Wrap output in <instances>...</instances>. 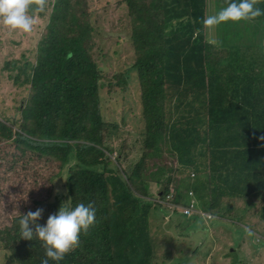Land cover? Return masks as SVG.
<instances>
[{"label": "trees", "instance_id": "1", "mask_svg": "<svg viewBox=\"0 0 264 264\" xmlns=\"http://www.w3.org/2000/svg\"><path fill=\"white\" fill-rule=\"evenodd\" d=\"M83 1L59 0L51 4L44 0L43 10L33 12L32 0L29 14L49 23L51 17L50 26H46L49 32L37 45L34 64L25 62L15 67L17 71L0 73V94H4L0 109V167L5 165L8 178L18 179L32 163L40 165L43 161L59 163L66 169L72 155L60 141L69 134L81 132L82 136L71 140L87 143L68 145L78 147L81 155L75 172H66L67 181L58 183L61 191L56 195L52 194L53 186L39 187L41 199L30 209L50 210L56 202L69 197L73 204L91 202L96 209V226L83 235L81 245L65 254L60 264H174L171 255L157 254L166 244L151 237L150 225L134 222L126 228L121 216L131 206L122 199L112 200L119 188L121 195L140 201L137 195H146L145 165L174 148L184 177L174 186V203L194 200L197 209L213 214L219 199L244 201L245 205L239 207L246 210V202L256 209L254 203L258 201V214L264 224L263 55L257 50L245 51H253L246 66L241 50L235 49L232 60L236 61L229 65L228 76L223 77V69L211 65L213 47L201 23L208 14L209 0H119L127 11L136 13L134 25L130 18L128 25L135 34L138 56L130 71L137 74L140 82L139 135H145L143 158L125 170L123 153L112 147L121 130L107 120L110 114L104 116L102 112L106 101L101 94L106 84L102 81L103 68L91 49L93 33L98 30L91 25L88 14L78 10ZM211 1L224 5L227 2ZM257 6L264 10V0ZM256 21L264 22V16ZM231 25L234 23L227 22L220 27ZM117 106L122 116L125 108L121 100ZM173 108L180 112L179 117L170 118ZM198 168L195 179L186 181V172ZM162 172L160 169L158 175ZM166 184H172V180H166ZM17 188L18 182L12 183L0 196L4 194V200L10 202ZM223 206L225 216L231 208L235 219H239L238 205ZM137 207L128 212L144 215L155 210L148 203ZM172 217L185 221L179 213ZM17 221L5 230L6 249L23 247L19 262L11 263L40 264L45 258L43 247L34 241L35 237L19 238ZM190 221L203 229L201 215H194ZM239 224L242 226L238 221L229 223L233 231V246L227 254L233 257L230 264H244L236 262V251L245 232L255 240V232ZM210 250L205 252V259Z\"/></svg>", "mask_w": 264, "mask_h": 264}, {"label": "rangeland", "instance_id": "2", "mask_svg": "<svg viewBox=\"0 0 264 264\" xmlns=\"http://www.w3.org/2000/svg\"><path fill=\"white\" fill-rule=\"evenodd\" d=\"M59 0H46L47 3L53 4ZM263 0H257V5ZM222 6V5H221ZM80 12L88 14L91 25L97 28V32L93 33V41L91 44L92 55L96 59L100 68H103L102 81L105 85L101 98L106 101V105L102 112L105 115L110 114L111 117L107 118L109 122L118 123L121 132L119 139L112 142L114 149L123 151V156L127 157V163L124 167L136 164L142 155L140 145L143 147V136L140 137L139 131L142 129L140 120V110L142 109L141 102V87L138 76L134 71H130L137 61V54L135 51L134 32L129 29L128 25L131 19L132 26L136 18V13L132 14L127 11L126 5L119 0H84L78 6ZM52 11H49L51 15ZM30 15V14H29ZM52 16V15H51ZM49 21L35 20L32 33H23L20 31H13L8 27L0 24V73L2 74L7 70L11 72L17 71L16 66H22L25 62L34 64L36 60V48L41 40L49 32L46 27ZM130 18V19H129ZM81 19L84 16L81 15ZM229 23H233L229 21ZM40 24V26H38ZM241 26L231 25L230 28H221L217 26L212 28L207 35V41L212 45L213 50L210 53V60L212 64L218 69H223L221 76L226 77L229 65L233 64L232 60L235 50H241L242 56L245 58V64L248 66V61L253 54V51L245 53L249 50H257L264 57V24L259 23H242ZM36 28V29H34ZM81 33V32H80ZM107 36L108 39H107ZM213 40V42L210 41ZM249 47H255L249 49ZM258 70V67H257ZM4 94H0V109L3 102ZM121 100L122 107L125 108V113L121 116L118 101ZM21 105V104H20ZM116 105V106H114ZM179 116V112L173 110L172 118ZM66 140H61L60 143L68 144L71 142V137L67 136ZM55 142V138L52 139ZM116 157V156H115ZM5 165L0 167V193L7 188L11 187L12 183L18 182L17 191L12 196V200L7 202L4 200L3 195L0 196V264L10 263V258L19 252V259L21 257V249L6 250L5 247V229L11 226L16 216H20L28 211V209L35 206V202L41 197L37 194V189L41 186H51L60 181L66 182V172L72 171V164H68L66 169H63L58 163H46L43 161L40 165L32 164L25 171H22L19 178H8L4 174ZM38 172L41 179H35L34 174ZM146 175L155 176L158 179L164 178L165 175H157L155 173V164L148 162V168L145 169ZM145 186L148 187V180L145 181ZM160 185L152 183L149 186V194L142 201L134 203L125 198L127 206L136 207L144 205L146 202L154 203L155 196L159 193ZM219 205H231L235 207L238 205L236 214H241L239 219H235L234 211L230 208L227 216H225L224 206L216 213L219 217L218 221L206 220V231L204 232L209 238L207 243L202 236L203 232L193 230L195 224L189 227L188 222L179 223L172 220L169 216L173 211V206L164 205V214L167 220L164 222L163 217L156 220L153 224V231L151 236L155 239L161 240L166 232L171 229V224L176 227V232L172 239L168 242L170 246H164L163 249L157 253L164 257L171 255L170 261L174 264L187 262V264H230L233 261L232 256H227L230 248L233 246V231L229 227L231 221H238L240 228L252 230L254 232L263 233V227L258 209L251 208V202H246V209L239 207L244 206V201H230L226 199H219ZM253 206V205H252ZM180 211L179 208H177ZM245 211V212H244ZM181 212V211H180ZM160 228L167 225L166 231L161 234L157 231V225L161 224ZM171 223V224H170ZM127 224V222H125ZM113 225L115 222L113 221ZM146 225H150V221H146ZM149 228H146L148 230ZM193 230V231H192ZM192 231V232H191ZM191 232L189 240L187 235ZM246 236L238 247V258L236 262L244 264H264L259 260L257 248L254 246L252 236L245 232ZM188 242V245H187ZM206 243V244H205ZM205 244V245H204ZM187 245V247H186ZM204 245V246H203ZM185 247L192 251V255L185 253ZM173 249V250H172ZM208 249H211L207 258H202V254ZM199 250V251H198ZM185 251V252H183ZM17 259V258H16ZM18 263V261H15Z\"/></svg>", "mask_w": 264, "mask_h": 264}, {"label": "clouds", "instance_id": "3", "mask_svg": "<svg viewBox=\"0 0 264 264\" xmlns=\"http://www.w3.org/2000/svg\"><path fill=\"white\" fill-rule=\"evenodd\" d=\"M30 7H32V0H0V24L8 27L13 31H22L24 33L31 32L35 20L33 15H29L28 10ZM43 8H44V0H35V7L33 8V12L41 11L43 10ZM259 16L261 17L264 16V10H262L260 7L257 6V0H227L225 6L220 8L214 14L205 15L202 18L201 23L207 29L220 25L222 23H227L229 21L231 22L251 21ZM206 39H207V30H206ZM231 50H235V49H231ZM173 110L176 109L175 108L172 109V114H173ZM111 124H118V123H111ZM119 129H120V125H119ZM82 135L83 133L76 132L74 134H69V137H79ZM141 136H143L144 141H143V147H141L140 145V150L142 152L140 160L144 156V142H145V135L142 134L140 135V137ZM117 139H119V135L115 140ZM82 144L87 145V143L84 141H74V140H71V142L66 144L68 147L67 153L70 152L72 155V157L68 159L67 163L73 165L72 170L74 172L78 165L79 158L81 155L79 156V154L77 153L79 150L78 147L71 148L68 145L75 146ZM117 152H123V151L117 150ZM115 156L117 157V153L114 155V158H116ZM124 159H126V162L123 163V169L125 170H128L129 167L135 166L140 161L139 160L136 164L130 165L127 168H125L124 164L127 163V157L125 155H124ZM46 163H54V162L46 161ZM151 163L155 164V173L157 175L160 169L163 170L161 175H165V177L161 179H158L155 176L146 175L144 171L146 168H148V165H145L143 170L145 181L148 180V187H146V195L149 194L150 184L157 183L161 187L159 189V193H157V195L155 196L156 201L154 203L146 202L150 204V206H154L155 210L151 209L149 213H146L144 215L143 214L138 215L134 211L128 212V210H132L133 208L134 209L138 208L135 205L131 206L130 209L124 212V214L121 216V221L124 224V226L126 228H130L132 223L134 222L142 223L144 221L146 223V221H150V231L152 233L153 224L155 223L156 220L160 219V217H163L164 222L167 220L166 214H164L163 211L164 205H168V206L171 205L174 208L169 215L171 219L173 220L172 214L174 213L181 214L182 217H184L185 221L188 222V225L186 227H189L190 225L192 226L194 224L190 221L194 215L199 214L203 217L204 220L203 229L199 230L195 226L193 230L196 229L202 231L203 232L202 236L205 238L207 243V239L209 237L204 233L206 231V220L218 221L217 223H219L220 219L219 217L216 216V213L219 210H221L223 205H219L216 202L214 213L210 214L197 209L194 200L189 201L187 204L174 203V198L176 196V191L174 186L176 183H181L182 180L184 179V177L180 175V171H182V168L179 166L178 163L176 148L168 152H164L163 158L161 159L155 158L153 159V161H151ZM32 164H36V163H32ZM200 168L196 169L195 171L186 172V181H191L195 179L197 175V171ZM36 173L38 172H35V174ZM35 174H34L35 179L42 178L39 173L37 175ZM120 176L124 179L122 172H120ZM152 177H155L156 179L153 181L151 180ZM166 180H172V184L167 185ZM58 183H54L53 185H51V187L53 186L52 187L53 195H56L61 191V188H59ZM138 188H140V186H138ZM117 189L118 192L114 194L112 200L122 199L125 202V198L128 197L129 201H133L134 203L139 202V201H134L130 195H121L119 193V188ZM129 189H131V191L135 195H137L134 192L133 186H130ZM146 195L144 196L137 195V197H139L141 199L140 201H142L143 199L146 198ZM190 195H192V193H190ZM254 204L256 205L257 208H259L258 201H256ZM35 206H36V202H35ZM35 206L30 209H34ZM177 208H179L181 212L178 211ZM30 209H28L26 213L20 216H16L15 219H18L17 223H18L19 238L23 240H33V238L35 237L36 239L34 241H38L43 247L45 258L41 261L40 264H60L65 254L69 253L70 251L74 252L81 245L83 240V235H85L94 226H96L98 222L95 219L96 209L93 207L91 202L89 203L80 202L73 204L72 199L70 197L67 200L62 201L61 203L56 202L50 210H43L41 208H37L35 211H31ZM14 220L12 225L14 224ZM185 221L181 220V222L179 223ZM125 222H127V224H125ZM156 225H157L156 228L157 231H159L161 234H163L166 231L167 225H164L163 228H160V226L163 225V223ZM11 226H8L7 228H10ZM261 226L263 227L264 230V224H262ZM176 231H177L176 227L173 224H171L170 231L166 232L161 240L156 239L157 242L158 243L164 242L169 247L170 243L168 241L172 239L174 232ZM191 232L187 235V240H189ZM254 246L257 248L260 262L264 263V232L258 234L257 232H255ZM186 247H185V251L189 252V255L191 256L192 251L186 249ZM15 248L18 250L21 248L23 249V247H14L12 249ZM232 250L233 249H231V251ZM203 254H205V252ZM203 254H202V258L204 261L205 258ZM19 260H20L19 252H16L15 256H12L10 258V262L11 261L19 262ZM187 262H182L180 264H187Z\"/></svg>", "mask_w": 264, "mask_h": 264}, {"label": "crops", "instance_id": "4", "mask_svg": "<svg viewBox=\"0 0 264 264\" xmlns=\"http://www.w3.org/2000/svg\"><path fill=\"white\" fill-rule=\"evenodd\" d=\"M222 5V6H221ZM225 5L220 3V2H212L211 0L208 1V14H214L216 11H218L220 8L224 7ZM236 26H241L243 25L242 23H259V24H264V22H258L256 21V18L254 20L251 21H240V22H233ZM223 24V23H222ZM217 25V26H221ZM217 26L212 27L213 29H215ZM212 28H207V35L209 34L210 30H212ZM211 42H213V40L210 39ZM208 42V41H207ZM210 43V42H208ZM170 118H172V116H170ZM204 255V254H203ZM207 258V257H206Z\"/></svg>", "mask_w": 264, "mask_h": 264}]
</instances>
